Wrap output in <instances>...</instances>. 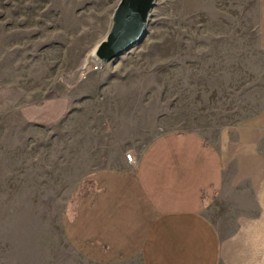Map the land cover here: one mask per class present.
<instances>
[{
	"label": "crops",
	"instance_id": "1",
	"mask_svg": "<svg viewBox=\"0 0 264 264\" xmlns=\"http://www.w3.org/2000/svg\"><path fill=\"white\" fill-rule=\"evenodd\" d=\"M235 23L231 57L244 63L230 71L242 78L226 90L242 96L218 107L209 133L160 134L134 168L120 152L73 183L60 214L57 188L54 211L45 205L26 128L58 122L62 102H43L42 67L0 86V171L12 161L17 176L0 178V264H264V0L252 45Z\"/></svg>",
	"mask_w": 264,
	"mask_h": 264
},
{
	"label": "rangeland",
	"instance_id": "2",
	"mask_svg": "<svg viewBox=\"0 0 264 264\" xmlns=\"http://www.w3.org/2000/svg\"><path fill=\"white\" fill-rule=\"evenodd\" d=\"M118 2L0 0V86L31 77L19 73L24 67H42L43 102L59 98L65 109L54 124L26 128L27 158L42 159L36 177L48 185L45 205L54 211L57 188L59 214L69 188L89 169L111 165L120 152L133 153L137 162L153 138L169 131L207 135L218 107L242 96L226 90L242 78L230 70L244 63L231 57V32L235 21L246 20V36L255 42L257 0H156L141 40L98 66L90 55L107 35ZM3 165L0 178L17 177L12 161ZM59 251L67 255L61 240Z\"/></svg>",
	"mask_w": 264,
	"mask_h": 264
},
{
	"label": "water",
	"instance_id": "3",
	"mask_svg": "<svg viewBox=\"0 0 264 264\" xmlns=\"http://www.w3.org/2000/svg\"><path fill=\"white\" fill-rule=\"evenodd\" d=\"M156 0H119L111 17L110 29L90 55L104 65L131 50L143 37Z\"/></svg>",
	"mask_w": 264,
	"mask_h": 264
},
{
	"label": "built area",
	"instance_id": "4",
	"mask_svg": "<svg viewBox=\"0 0 264 264\" xmlns=\"http://www.w3.org/2000/svg\"><path fill=\"white\" fill-rule=\"evenodd\" d=\"M98 66H100L99 64H97ZM125 159H126V162L132 166L133 168L136 166V158H135V155L131 152L129 153H126L125 154Z\"/></svg>",
	"mask_w": 264,
	"mask_h": 264
}]
</instances>
